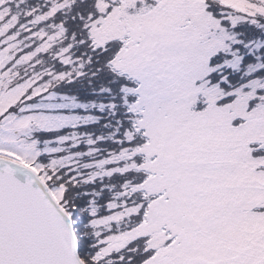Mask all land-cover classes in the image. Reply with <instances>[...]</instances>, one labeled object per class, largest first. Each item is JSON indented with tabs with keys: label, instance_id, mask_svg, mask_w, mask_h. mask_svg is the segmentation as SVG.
Segmentation results:
<instances>
[{
	"label": "snow or ice",
	"instance_id": "obj_1",
	"mask_svg": "<svg viewBox=\"0 0 264 264\" xmlns=\"http://www.w3.org/2000/svg\"><path fill=\"white\" fill-rule=\"evenodd\" d=\"M0 264H264V0H0Z\"/></svg>",
	"mask_w": 264,
	"mask_h": 264
}]
</instances>
